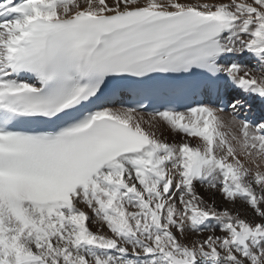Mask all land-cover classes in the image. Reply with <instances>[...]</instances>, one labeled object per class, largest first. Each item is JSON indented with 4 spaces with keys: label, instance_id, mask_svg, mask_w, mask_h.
<instances>
[{
    "label": "snow or ice",
    "instance_id": "snow-or-ice-1",
    "mask_svg": "<svg viewBox=\"0 0 264 264\" xmlns=\"http://www.w3.org/2000/svg\"><path fill=\"white\" fill-rule=\"evenodd\" d=\"M0 264H264V0H0Z\"/></svg>",
    "mask_w": 264,
    "mask_h": 264
}]
</instances>
